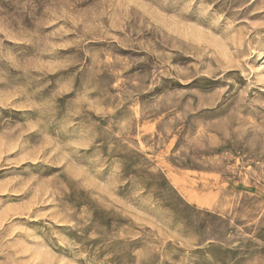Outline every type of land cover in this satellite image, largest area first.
Returning a JSON list of instances; mask_svg holds the SVG:
<instances>
[{
	"label": "rangeland",
	"instance_id": "obj_1",
	"mask_svg": "<svg viewBox=\"0 0 264 264\" xmlns=\"http://www.w3.org/2000/svg\"><path fill=\"white\" fill-rule=\"evenodd\" d=\"M0 264H264V0H0Z\"/></svg>",
	"mask_w": 264,
	"mask_h": 264
}]
</instances>
